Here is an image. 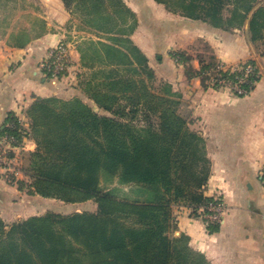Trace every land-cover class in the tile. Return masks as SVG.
I'll return each instance as SVG.
<instances>
[{
	"label": "crops",
	"instance_id": "1",
	"mask_svg": "<svg viewBox=\"0 0 264 264\" xmlns=\"http://www.w3.org/2000/svg\"><path fill=\"white\" fill-rule=\"evenodd\" d=\"M113 1L119 5L109 8V14L120 18L106 30L85 25L63 0H0V133L10 116L28 127L23 148L15 152L25 168L38 147L28 115L37 99L79 98L101 116L121 110L127 117L129 109L122 102H128V47L136 46L156 71L157 85L169 81L182 96L186 105L178 112L190 117V129L204 138L211 162L205 195L219 191L226 202L224 222L216 231L206 217L191 214L193 207L177 206L175 235L188 236L189 246L209 264H264V39L248 40L249 20L243 29L218 32L198 27V22L169 12L156 0ZM128 14L136 16L135 25ZM197 37L211 41L228 63L253 60L259 65L261 76L249 96L234 97L206 88L199 77L187 78L184 66L169 54L187 48L186 42ZM63 38L70 45V71L52 79L43 64ZM157 52L162 55L154 66L152 55ZM118 83H124L123 89L115 86ZM18 178L30 183L22 173ZM52 201L64 203L30 195L28 186L8 184L0 171V216L7 214L12 223L49 212Z\"/></svg>",
	"mask_w": 264,
	"mask_h": 264
},
{
	"label": "trees",
	"instance_id": "2",
	"mask_svg": "<svg viewBox=\"0 0 264 264\" xmlns=\"http://www.w3.org/2000/svg\"><path fill=\"white\" fill-rule=\"evenodd\" d=\"M63 1L69 7L74 0ZM89 1L97 9L107 0ZM156 1L180 7L185 17L208 20L227 32L244 28L250 20L251 42L264 39L260 0ZM225 11L230 15L225 17ZM178 56L179 63L189 59L183 52ZM204 70L191 71L189 77ZM115 86L123 89L124 83ZM125 86L128 116H137L142 108L144 126L134 124L132 118L122 120L121 110L101 116L79 98H39L30 108L38 147L24 168L29 194L67 204L94 201L97 209L71 215L49 212L8 229L0 217V264H209L189 246L188 236L175 235L174 218L177 205L198 209L214 200L203 190L210 176L205 140L178 112L180 95L167 82L157 85L148 59L133 45L128 47ZM8 120L16 128L3 127L0 135L21 137L18 117ZM103 175L139 186L141 198L124 200L103 192ZM24 185L21 182L20 188Z\"/></svg>",
	"mask_w": 264,
	"mask_h": 264
},
{
	"label": "rangeland",
	"instance_id": "3",
	"mask_svg": "<svg viewBox=\"0 0 264 264\" xmlns=\"http://www.w3.org/2000/svg\"><path fill=\"white\" fill-rule=\"evenodd\" d=\"M87 1L88 2L81 0V2H80V0H74L69 6L70 8H72L74 10V12H76L78 17L80 16V18L82 19V22L85 25H88V26L94 25L96 27L102 25L103 29H106V30L112 29L116 26V23L118 22V20L120 18V15H118L116 13H112V15L109 14L110 13L109 8L113 9L117 5H119L116 1H113V0L106 1L105 7L100 6V8H97V9L95 7L92 8V5H91L92 2L91 1H89V0H87ZM260 1L264 2V0H260ZM163 5L166 7V9H168L169 12H171L175 15L182 16L184 18H188L182 14V12H181L182 10L179 9L180 7L177 10L174 6H169L166 4H163ZM229 15H230V13L225 11L224 16L227 17ZM128 20H133L134 25L137 22V18H136V16H134V14H132V15L128 14ZM191 20L198 22V25H197L198 27H200L199 25L202 24V25H204V27H206L208 30L210 29L211 31H218V32L226 31V30H222L219 27H214L213 25H211L209 23L208 20H203V19H191ZM145 21H150V19H148L146 17ZM152 24H154L153 25L154 27H152L151 29L152 30L156 29V27L158 25H155L156 23H152ZM179 24H180V21H177L176 25L178 26ZM245 26H246V24L244 25V28H245ZM248 29H249V25H248ZM232 31H234V29H232ZM232 31H228V32H232ZM247 34H248V36H247L248 40L250 41L249 32H247ZM144 37H146V36H144ZM63 39L65 40V38H63ZM65 42L68 43L66 40H65ZM187 42H186L187 48L180 47V49L172 51L169 54V56L172 57V59L176 60V58H179V56H178L179 53H181V52L185 53L184 58L185 59L189 58V59H187L186 62L180 61V64H182L184 66L185 73H186L188 79H190L189 74L191 71L195 70L196 72L197 71L199 72L202 68H205L204 72H202L201 75H196V77H199V79L202 81L203 85L206 88L211 89V90H215V91H219V92L229 93V94L233 95L234 97H242V96L237 95L234 91H232L231 88L228 86V84L222 85L221 83L217 82V76H218L217 66L224 64V70H226V71L232 70L233 71L234 69L235 70L236 69L242 70L248 64H253L256 67V75H257V81L253 86L255 88V85L258 83L259 78L261 76V69H260L259 65L256 64L255 61H253V60H243L242 61L241 60V61H237V62L228 63L226 60H222L220 58V52L216 51V50H218V48H215L213 46V44L211 43V41H209L206 37H197L195 40H193L192 43H189V44ZM257 47H259V45ZM161 55H162V52H157L156 54L152 55V62H153L154 66H156L158 64V57H160ZM230 56L232 57L235 55H230ZM176 62L179 63L178 60ZM151 68L155 74L156 71L154 70L153 67H151ZM166 69H170V68L166 67ZM232 71H231V74H232ZM228 73H230V71H228ZM231 74H228L230 78L229 77H227V78L225 77V78L227 79V83L234 84L232 82L233 79H232ZM146 75L147 74L145 73V76ZM155 77H156V74H155ZM166 82L169 83V81H166ZM169 84H171V83H169ZM254 88L244 97L249 96L252 93V91L254 90ZM178 99L180 100L179 107L180 106L182 107V105L184 104V103L182 104V96H179ZM129 105L130 104H128V102H125V101L122 102V106L125 107L126 110H128V108L130 109V107H128ZM184 105H186V104H184ZM144 116H145L144 111L141 108V110L138 111L137 116H135V115H132V116L130 115L127 117L123 116L122 120L128 121V120H130V118H132L133 123L141 127L147 123ZM183 117L186 118L188 120V122H190V117H188V116H183ZM151 118H152V121L154 123L157 122L156 116H152ZM22 128H23V130H21L19 132L21 134V138H22L21 141H22V145H23L24 141L28 137L30 131H29L28 127L26 128V126H23ZM3 135H5V134H3ZM3 135H0V139ZM22 148H23V146H20L18 149H22ZM18 149H16V150H18ZM16 150H15V152H16ZM206 155H207V150H206ZM11 156L12 157L14 156L16 158V155L14 153H12ZM10 164L12 166L13 171H10L7 166L0 164V171L3 172L4 177H5L6 181L8 182V184L16 185V186L18 185V187H20L21 182H24L25 188L27 186H29L30 183H28L24 179L21 180L18 178V176L21 173L23 175H26L24 172V164L23 165L20 164L17 161V158H16V161H12V163H10ZM208 166H209L210 175H211V162H210V160H209ZM209 180H210V176H209ZM209 180H208V182H209ZM29 182H30V180H29ZM208 182L203 189L204 193H205V190L208 186ZM101 189L103 192H110L113 196H115L119 199H124V200H128V198L131 200L140 199L142 196L141 194L143 193L142 190L140 189V187L137 185L123 184L121 182L120 178H117V177H110L109 178V177H106V175L105 176L103 175L101 177ZM210 198L214 199V200H212V202H214V203L220 202L224 205L225 215H226L227 207H226V202L224 200L223 194L218 191V192H216V194H214ZM52 202H54V204L52 206H50L49 212H54V213L63 214V215H71L72 213H75V212H90L91 213V212H95L97 209V205L94 201H87V202L77 203V204L59 203L58 201H52ZM212 202L208 203L205 207L204 206H202V207L206 208ZM59 206H61V207H59ZM177 206H184V205H177ZM177 206H175L174 209ZM202 207H200L198 209L193 207V209H190L192 212L191 214L193 216H199V217L201 216L203 218H205V217L207 218V212L200 211V209ZM49 212L42 214V215H37V216H44V215L48 214ZM0 217L4 220L5 224L7 225L6 229H8L13 224L12 221H10L12 219H10V218L7 219V214L4 215V217H6L5 219L2 216H0ZM28 218H30V217H28ZM28 218H26V219H28ZM26 219H24V220H26ZM224 219H225V217H224ZM206 220H208V218ZM131 222L132 221L130 220V223ZM127 223H128V220H127ZM211 224L221 225L222 223L221 224L211 223Z\"/></svg>",
	"mask_w": 264,
	"mask_h": 264
},
{
	"label": "built area",
	"instance_id": "4",
	"mask_svg": "<svg viewBox=\"0 0 264 264\" xmlns=\"http://www.w3.org/2000/svg\"><path fill=\"white\" fill-rule=\"evenodd\" d=\"M71 51L70 45L62 39L49 53V57L43 64V70L45 74L52 79H62L66 77L71 67ZM224 70V64L217 66V82L222 85L228 84L232 91L237 95L244 97L254 87L257 81L256 67L253 64H248L242 70L234 69ZM232 71V74H231ZM228 74L232 76V83H227ZM226 77V78H225ZM230 78V77H229ZM24 124L22 120L19 122L17 127L19 131L23 130ZM6 128H16L14 122H8L5 124ZM23 135V134H22ZM21 137L15 136L14 134H5L0 139V164L8 167L10 171H13L10 163L16 161V158L11 156L15 153V150L22 146ZM201 211L207 212V218L211 223L221 224L224 222L225 207L220 202H212L206 208H202Z\"/></svg>",
	"mask_w": 264,
	"mask_h": 264
},
{
	"label": "water",
	"instance_id": "5",
	"mask_svg": "<svg viewBox=\"0 0 264 264\" xmlns=\"http://www.w3.org/2000/svg\"><path fill=\"white\" fill-rule=\"evenodd\" d=\"M254 13V12H253ZM253 13L251 14L250 18L252 17Z\"/></svg>",
	"mask_w": 264,
	"mask_h": 264
}]
</instances>
